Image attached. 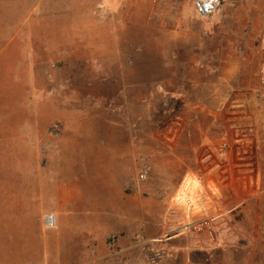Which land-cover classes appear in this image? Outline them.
Returning a JSON list of instances; mask_svg holds the SVG:
<instances>
[{
  "label": "rangeland",
  "instance_id": "1",
  "mask_svg": "<svg viewBox=\"0 0 264 264\" xmlns=\"http://www.w3.org/2000/svg\"><path fill=\"white\" fill-rule=\"evenodd\" d=\"M25 1L24 23L13 24L0 0V264H69L51 249L55 228L44 217L75 166L112 151L110 132L135 136L127 190L148 185L146 194L160 196L167 189L162 132L193 108L190 101L214 98L211 109L228 114V155L234 132L255 138L262 128L264 0H228L237 21L228 42L217 41L215 27L184 0H125L117 10L97 0H69L64 8L41 0L39 9ZM190 78L197 86L188 93ZM165 238L131 251L136 264L164 262ZM133 261L125 255L120 264Z\"/></svg>",
  "mask_w": 264,
  "mask_h": 264
},
{
  "label": "crops",
  "instance_id": "2",
  "mask_svg": "<svg viewBox=\"0 0 264 264\" xmlns=\"http://www.w3.org/2000/svg\"><path fill=\"white\" fill-rule=\"evenodd\" d=\"M36 1L33 9L41 7V0ZM187 1L192 7L195 0ZM25 2L2 0L5 20L23 24ZM69 2L50 0L54 8H64L60 4ZM96 3L105 10H117L126 1ZM205 20L215 27L219 42H228V31L237 24L229 17L228 0H221L219 10ZM189 81L192 88L184 89L188 93L197 86L193 78ZM190 102L193 108L178 115L175 126L168 120L162 132L161 169L167 173L162 185L167 189L160 196L146 194L148 185L127 190L138 150L135 136L123 130L109 133L106 144L111 152L92 155L90 161L72 169L67 184L50 199V211L57 221L51 249L57 256L64 252L69 264H120L128 255L136 264L131 251L166 237L163 246L168 255L163 264H233L237 257L241 264H264L263 125L255 138L238 137L235 132L229 136L232 151L228 155V148L223 149L228 147V114L211 109L216 106L214 98ZM196 186L203 193V210L194 213L192 227L180 232L182 214L172 199ZM138 237L144 241L136 242Z\"/></svg>",
  "mask_w": 264,
  "mask_h": 264
},
{
  "label": "built area",
  "instance_id": "3",
  "mask_svg": "<svg viewBox=\"0 0 264 264\" xmlns=\"http://www.w3.org/2000/svg\"><path fill=\"white\" fill-rule=\"evenodd\" d=\"M193 6L196 14L199 17L203 19H209L216 11L219 10L221 6V0H195ZM257 79V104L261 114L262 125L264 130V52L257 67ZM146 173L147 171H143L142 173H140L139 179L143 180L145 178ZM202 196L203 193L199 191L197 186L191 190H188L186 188L185 190L180 191L175 195L173 200L177 203L176 206L181 208L182 214V219L179 221L180 232L187 231L190 227L195 224V221L193 220L194 213L203 210ZM44 222L47 228H55L57 225L56 217L54 214L45 215ZM262 229L264 232V211Z\"/></svg>",
  "mask_w": 264,
  "mask_h": 264
}]
</instances>
